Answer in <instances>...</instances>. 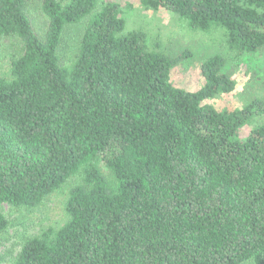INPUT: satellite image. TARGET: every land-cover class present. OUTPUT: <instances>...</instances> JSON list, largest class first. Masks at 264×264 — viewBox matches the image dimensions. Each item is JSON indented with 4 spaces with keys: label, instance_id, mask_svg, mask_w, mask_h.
Here are the masks:
<instances>
[{
    "label": "trees",
    "instance_id": "trees-1",
    "mask_svg": "<svg viewBox=\"0 0 264 264\" xmlns=\"http://www.w3.org/2000/svg\"><path fill=\"white\" fill-rule=\"evenodd\" d=\"M137 1L223 31L233 58L264 49V0ZM30 2L0 0V235L4 205L32 212L63 191L62 219L8 264H264V102L207 105L236 91L225 58H205L202 87L185 91L170 74L190 52L127 31L128 5L39 0L36 30Z\"/></svg>",
    "mask_w": 264,
    "mask_h": 264
},
{
    "label": "rangeland",
    "instance_id": "rangeland-1",
    "mask_svg": "<svg viewBox=\"0 0 264 264\" xmlns=\"http://www.w3.org/2000/svg\"><path fill=\"white\" fill-rule=\"evenodd\" d=\"M114 2L122 8L127 5L131 9L125 12L127 31L140 29L145 32L153 43L160 42L167 48L169 54L177 55L189 51L191 56L174 67L170 80L174 87L189 92L199 90L203 85L200 66L202 61L212 55L225 58V72L236 84V91L227 96L208 100L216 110H232L241 108L252 98L264 102V49L255 54H244L236 59L226 50L223 39L224 32L214 31V34H202L189 31L185 23L171 13L160 10L157 12L144 11L137 0H103ZM39 0H31L29 12L36 30L42 29L44 21L39 8ZM79 29L71 27L63 38L60 49L61 60L69 58L78 35ZM9 41L0 39V74L6 72L10 49ZM264 123V116L248 127L241 130L242 137H246L253 124ZM62 194L58 193L46 200L45 205L35 211H18L4 205L2 213L10 222V227L0 235V264H8L21 249L27 237L37 235L47 225H55L62 219ZM60 213V214H59ZM41 225V226H40Z\"/></svg>",
    "mask_w": 264,
    "mask_h": 264
}]
</instances>
